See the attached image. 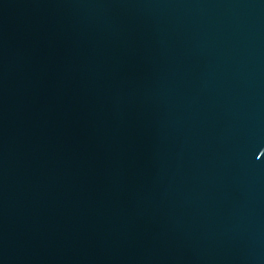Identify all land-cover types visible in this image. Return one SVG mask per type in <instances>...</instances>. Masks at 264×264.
Here are the masks:
<instances>
[{"label":"water","instance_id":"1","mask_svg":"<svg viewBox=\"0 0 264 264\" xmlns=\"http://www.w3.org/2000/svg\"><path fill=\"white\" fill-rule=\"evenodd\" d=\"M0 264H264V0H0Z\"/></svg>","mask_w":264,"mask_h":264}]
</instances>
